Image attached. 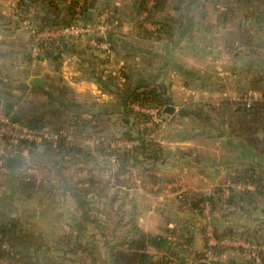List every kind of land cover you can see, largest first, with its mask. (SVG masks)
Segmentation results:
<instances>
[{"label": "crops", "instance_id": "1", "mask_svg": "<svg viewBox=\"0 0 264 264\" xmlns=\"http://www.w3.org/2000/svg\"><path fill=\"white\" fill-rule=\"evenodd\" d=\"M70 1L41 0L28 8L27 19H23L19 0H0V76L4 77L0 97L14 103L13 113L22 110V122L28 117L33 124L50 122L58 127L52 120L62 118L61 125H71L77 130L73 122L88 123L96 116L103 124L102 128L116 130L113 134L122 136L131 127L135 114L129 112L126 105L131 91L137 87H160L176 111L168 115V127L155 132L154 140L163 148V155L156 163L148 165L132 158L126 165H121L114 157L101 154L83 139L82 133H77V144L80 143L75 154H36L56 165L55 159L59 156L66 167L72 165L79 176L82 174L74 176L73 180L82 179L83 183L88 178L84 172L86 168L95 167V178L110 187V203L116 218L111 241L99 249L100 255L107 259L103 263L96 259V264H115L111 253L115 248L123 249L121 240L132 236L136 228L168 241V248H147L155 259L168 255V264H200L197 254L203 251L205 244L204 216L196 204L197 199L214 195L223 178L234 182L250 168L256 167L264 178V150L243 143L232 134L229 126L221 135L214 136L206 131L184 130L197 120L201 122L196 116L200 111L197 108L205 106L216 110L226 102L233 106L246 94L256 99L264 96V12H258L244 24L240 20L234 21L235 9H228L222 0H166V7L155 14L154 21L144 22L145 29L148 22L171 23L167 36L155 39L146 37L145 30L139 25L141 16L148 13L144 11L138 16L140 0H89L88 21L95 20L103 11H111L121 20L119 28L104 36L111 45V54L94 48L89 38L83 37L62 41L55 58L33 59L29 54L31 36L25 20L36 26L44 25L40 16L50 10V4L65 13ZM153 4L148 1L147 8L151 9ZM35 76L41 78L40 86L30 85ZM50 92L56 99L57 108L63 111L62 114L57 111L59 118L52 113L56 110L50 108V104L43 105V97L49 98ZM24 96L36 98L31 99L26 109H23ZM197 97L203 105L196 102ZM181 108L187 113L178 114ZM210 119L216 118L210 116ZM22 155L29 156L28 151H22ZM101 164L105 167L99 168ZM105 172L111 176V179L108 177L110 183L103 177ZM59 182L62 183L59 188H64L66 194L56 201L59 203L54 200L52 204L61 206L60 213L49 215L52 222L48 227L29 229L41 235L48 247L53 244L48 239L52 231L56 239L64 234L78 233L84 229V224L79 221L91 215L85 208L84 198L75 193L73 185L63 183L62 178ZM89 183L85 181L84 185ZM99 183L92 184V189L96 190ZM255 198L264 200V196L258 194ZM25 200H29L34 213L39 212L34 197ZM244 200L248 204L253 202L250 198L239 199ZM23 203L22 200L21 205ZM0 218L7 220L10 216L6 213ZM96 228L99 230L96 237L103 236L102 225L97 223ZM230 228L241 230L246 226L224 225L221 229L217 227L214 233ZM260 229L264 230V226ZM35 260L2 259L1 263L37 264Z\"/></svg>", "mask_w": 264, "mask_h": 264}, {"label": "rangeland", "instance_id": "2", "mask_svg": "<svg viewBox=\"0 0 264 264\" xmlns=\"http://www.w3.org/2000/svg\"><path fill=\"white\" fill-rule=\"evenodd\" d=\"M224 5L229 9V8H234L235 14H234V21H242V23L245 24L246 21H248L251 17H254L257 15L258 12L263 11L264 12V0H247V5L244 4V0H222ZM242 1V2H241ZM233 11V10H232ZM231 12V11H230ZM34 13V12H33ZM63 17V14H62ZM259 19V18H256ZM244 21V22H243ZM162 23H151V25H159V27H156L155 29L151 28H146L147 30L150 29L151 31H158L161 29ZM147 27V26H146ZM30 56H32L33 59H36L32 53H31V48L29 52ZM262 63L264 66V47L262 49ZM1 75V74H0ZM4 77L0 76V84H3ZM2 86V85H1ZM193 95V94H192ZM50 97H43V105H51L50 108L55 109L59 113H63V111L59 110L57 108V104L55 103V98L53 94L50 92ZM24 100L23 103V109H26L28 107L27 105L29 104L31 99H36L34 96H28L22 98ZM200 98L197 97L196 102L201 103L200 105H203ZM41 101V100H40ZM189 101V100H188ZM27 102V104H25ZM188 103V102H187ZM30 105V104H29ZM34 106V105H33ZM165 108V106H164ZM49 109V106L48 108ZM193 109V108H192ZM198 114L196 115L198 118H200V121L198 123V120L195 121L194 125L190 124L188 128L186 127L184 131H189V132H199V131H206L208 133H211L214 135H221L224 129L227 128L229 125L227 124L228 121H230V113L229 111L225 110L224 108L221 109H216L212 110L208 107L202 106V108H197ZM183 111V113H181ZM194 109L192 110V112ZM65 113V112H64ZM184 115L187 113L186 109H178V114ZM163 114L165 118L168 120V115L164 113L163 109ZM200 114V115H199ZM138 114H134V119L132 121V125L129 128L134 137L138 135V130L141 129L140 125L138 124V120L136 121V117ZM210 116H215L216 119L211 120ZM28 120V117H26ZM49 119V118H46ZM210 119V120H207ZM53 125L58 126V127H67L69 129H72L76 134L79 133L78 130H76L73 126L71 125H66V124H60L63 122V119H53L52 120ZM50 124V122H48ZM170 123L167 122V125L165 127H157L158 125H154V127H151L150 130H148L147 134V139L148 140H154L155 137V132H158L160 130L165 129L168 127ZM52 126V125H51ZM116 125H114L112 128H114ZM54 127V126H52ZM103 127V124H102ZM55 128V127H54ZM128 129V130H129ZM102 135L105 137H109L111 139H122V136H116L114 135V131L116 130H105L102 128ZM127 131V130H126ZM154 133V134H153ZM88 135V134H87ZM149 135V138H148ZM80 141L76 142L77 147H79ZM92 145V144H91ZM51 153H49L50 155ZM75 154V153H74ZM25 158L21 160L20 165L13 169V170H8L6 168L1 167L0 169V217L4 214H8L10 216L9 219H16V221L24 228V229H30L32 227H37V228H46L48 227L52 220L49 218L50 214L57 215V213H60V207L61 206H56L52 204V202L55 200L59 201L62 197V195H65V189H60L59 187L62 185L60 184V180L62 178L63 183H68L73 185V187L76 189L75 193L77 195H81L82 198L85 200V208L90 211L91 215H88V218L86 220H81L79 221L81 225L84 224V229H81L78 233H72L70 236V239L72 241V244L70 247H78L76 244H82L85 245L90 254L92 253V257L95 258L100 262L103 263L102 261H105L107 258L104 255H100L99 249L101 247H104L105 244L109 243L111 241V233L113 230V224L115 222V211L111 206L110 200H111V190L109 189L110 187L103 182V184L99 183V180L95 178L94 171H96V168H86L84 172H86L85 176L88 177L85 179V181L90 182L88 186H85L83 183L82 179L79 180H73L74 176H79L77 173V170L72 167V165L66 167L64 165V160L58 156L56 157V161L58 164L52 162L49 163L45 161L40 155L34 154L32 157L24 156ZM102 165V166H101ZM98 167L99 168H104V164H101ZM108 165V164H106ZM149 165V164H148ZM35 167L34 170H32V167ZM110 166V165H109ZM107 167V166H106ZM63 168L64 170H62ZM98 168V169H99ZM110 169V167H107ZM88 169V170H87ZM111 171V170H110ZM108 171V172H110ZM107 172V173H108ZM91 175H90V174ZM82 175V174H81ZM80 175V176H81ZM79 176V177H80ZM92 176V177H91ZM104 178L108 180V183H110L109 179H111L110 175H103ZM109 177V179H108ZM131 180V178H130ZM129 180V182H130ZM75 181V182H73ZM96 182L99 183L96 185L97 189H92V184ZM77 185H76V184ZM238 182H233L231 180H227V178H223L219 186H216L215 190L217 188H224L227 190V188L234 187L233 189L236 191V193H242L247 190H242L238 189L236 184ZM94 186V185H93ZM255 190V189H253ZM249 190V191H253ZM98 192V193H97ZM225 192V191H224ZM228 192H225V194L220 198V200H217L215 203V208L211 206L210 203L206 202L204 205L200 207V212L204 216V249L209 247V239L211 238V235L214 233V230L218 227L219 229L223 228L224 225H229V226H235L237 228H242V226H246L248 229H254V227H258L260 229L261 225L264 226V200H258L257 198L252 199V203H247L246 200L239 201V203L236 205L235 208H230L229 206H226V198L228 197ZM30 197H34L36 201L39 204V212H33L32 205L29 203V200L25 199H30ZM249 199V198H247ZM22 200L24 203L21 205ZM228 200V199H227ZM59 203V202H56ZM16 214V215H15ZM23 216H20V215ZM33 215L37 217H32ZM30 218L32 222L30 221ZM259 219L260 221H257ZM262 219V220H261ZM72 222V221H71ZM260 222V223H259ZM102 225L103 231H105L103 236L100 235H95V233H99L98 227L96 228V224ZM34 224V225H33ZM255 225V226H254ZM258 225V226H256ZM60 227V224L58 225ZM55 225V227H57ZM248 226V227H247ZM244 228V229H246ZM59 230L60 228L57 227ZM243 229H241L242 231ZM72 231V230H71ZM260 231L264 232V230L260 229ZM57 234V230H56ZM56 235L52 231L51 235L48 236V239L50 242H53L52 246L48 245L43 249L41 248L40 251L38 252L37 258H32L35 261H37V264H50L48 261L52 260V264H69L70 262L63 259V254L59 249H56ZM47 239V238H46ZM56 239V240H55ZM242 239V238H241ZM55 240V241H54ZM45 241V240H44ZM46 243V242H45ZM36 253L34 252L32 254L35 255ZM85 255L88 253L84 252ZM99 253V256H98ZM257 253V252H256ZM219 257L217 260H214V262H210V264L213 263H224L226 261H234L235 264H260V260L257 261L254 256V250L251 248H245V247H236V246H226V247H217L215 249V254L214 256ZM71 259H77V263L74 264H79L81 261H86L90 260L87 257L82 258L79 257L78 255L71 256L69 254L68 256ZM97 257V258H96ZM109 259V258H108ZM259 259V258H258ZM0 259V264L1 263ZM4 261H13L14 258L12 259H3ZM66 261V262H63ZM62 262V263H61ZM31 264V263H29ZM94 264H96L94 262ZM106 264V262L104 263Z\"/></svg>", "mask_w": 264, "mask_h": 264}, {"label": "trees", "instance_id": "3", "mask_svg": "<svg viewBox=\"0 0 264 264\" xmlns=\"http://www.w3.org/2000/svg\"><path fill=\"white\" fill-rule=\"evenodd\" d=\"M152 1L153 7L151 9L147 8V2ZM41 0H19L18 6L22 13V18L27 19L25 14L28 12L30 6L40 3ZM56 6V5H55ZM166 7V0H140V6L138 9V16L140 17L144 11H147L146 18L140 20V27L142 30H145V36L155 39H161L169 33L171 30V23H162V27L158 31H150L145 29L144 22L148 20H153L155 14L158 11L164 10ZM91 5L89 0H71L69 7L65 13L54 8V4H50V10L41 14V23L47 26H60L64 24H69L75 21L77 15H79L82 20L88 21V13L90 11ZM111 12V11H109ZM112 13V12H111ZM63 14V17H62ZM37 17L38 15H34ZM26 21V20H25ZM42 26V25H41ZM61 48V43L52 41L48 42L41 49L39 55L40 58H55L59 54ZM245 96V95H244ZM133 103H140L146 105L154 106H166L169 104V98L165 96L163 90L158 86H145L137 87L127 97L126 105L128 111L131 112V105ZM235 107L233 108V106ZM233 106L230 103L226 102L222 108L229 111L230 121L227 122L231 128L232 134L241 139L246 145H250L252 148L258 150H264V96L262 98L254 99L251 106H247L246 102L240 101L236 102ZM8 113H12L18 118V121L24 119L22 110H18L16 113L13 111L6 110ZM55 117H60V114L57 111L52 112ZM100 116V114H99ZM99 117H94L92 121L85 123L81 121L73 122L77 126L79 133H83L86 130L94 132H103L102 124L97 120ZM136 121L138 124L141 120H147V116L137 115ZM134 119V117H133ZM30 126H42L48 123L33 124L28 120L22 122ZM60 128V127H55ZM148 129L147 127L141 128L138 130V145L135 147L126 150V151H117L109 149L106 146H101L98 151L106 156L114 157L121 165H126L130 159L133 158L135 162L141 160L142 162H147L148 164H153L159 161L163 155V148L158 141L148 140L147 139ZM134 135L129 129L122 134L121 138L131 139ZM43 148V149H42ZM18 157L25 158L22 155V151L27 150L29 157H32L34 154L39 152H49L51 154L57 153H74L78 151L76 145H65L60 143L58 149H54L51 144L48 142L44 144L38 143H20L16 147ZM139 159V160H138ZM7 160V159H6ZM6 160H3L2 167L8 168ZM234 182L242 183H251L256 186V189L253 191H245L242 193H236L232 187H228L229 197L227 203L229 207L237 205V201L244 198L254 197L255 194L264 196V178L255 168H250L245 175L237 176ZM225 189L217 188L215 194L208 197H199L196 201V204L200 210V207L206 202H209L212 207L215 206L217 200L223 196ZM250 198V199H251ZM71 234L61 235L56 241V249H59L63 254V259L69 261V264L77 263V259L69 258L71 256L80 254V257L85 258L88 256L89 261H81L79 264H94L95 258L92 257V253L88 251L85 245L76 244L78 247H70L72 241L70 239ZM216 238L221 237H238L242 238L248 242L255 243L256 245H264V232H261L259 228L254 229H243L235 230L233 228L226 229L225 231L215 232ZM123 249H114L111 253L114 257L115 264H168V255H165L163 258L155 259V256L147 251L149 246H154L157 249L168 248V241L160 236H153L148 233H145L139 229H134L132 236H127L121 240ZM46 243L43 237L39 234L31 232L29 229H24L16 219H1L0 218V259H24L31 260L32 258H37L38 252L41 248H45ZM36 253V257L34 254ZM88 253L85 255V253ZM260 264H264V251L260 250L258 252ZM198 259L200 264H207L205 261L204 251L198 253ZM50 264L53 263L52 260L48 261ZM66 262V261H63ZM62 263V262H61ZM65 264V263H62ZM214 264H235L232 261H226L224 263H214Z\"/></svg>", "mask_w": 264, "mask_h": 264}, {"label": "built area", "instance_id": "4", "mask_svg": "<svg viewBox=\"0 0 264 264\" xmlns=\"http://www.w3.org/2000/svg\"><path fill=\"white\" fill-rule=\"evenodd\" d=\"M146 16L147 13H144L141 17L143 19L146 18ZM25 24L30 32V48L35 58L39 57L42 47L48 42L55 41L61 43L62 41L75 40L83 37H88L90 44L94 48L102 50L106 55H110L112 52L111 45L104 36L110 30L119 28L121 26V20L113 13L103 11L99 13L93 21L82 20V18L77 15L74 22L60 26H36L28 23V21H25ZM147 26L151 29L159 27V25H151V22H148ZM254 99L252 95L246 94L238 98L237 101H244L249 107ZM131 108L135 114L139 113V115L147 116V120L144 119L140 121L139 125L141 128L147 127V129L150 130L154 125H158L157 127L159 128L167 125L168 120L163 114L164 106L160 107L133 103ZM13 116L15 115L8 113L5 108L0 107V169L3 165V160L18 156V152L15 149L20 143L44 144L48 142L54 149H58L60 143L74 145L78 140V135L67 127L54 128L50 124L30 126L18 120L14 121ZM82 136L83 139L89 141L95 148L106 146L109 149L117 151L129 150L139 143L137 140L138 135L131 139H111L102 135L101 132L89 131L86 134L82 133ZM3 168L4 167H2V169ZM235 184L238 189H255V186L251 183L238 182ZM225 192L229 194L228 189L225 190ZM228 197L226 198V206H229L227 203ZM226 246L251 248L254 250V256L257 261H259L258 252L260 250L264 251V245H256L255 243L248 242L238 237H221L218 239L215 233H213L209 239V247L204 249L205 261H207V264L219 258L216 255L214 256L217 247Z\"/></svg>", "mask_w": 264, "mask_h": 264}, {"label": "water", "instance_id": "5", "mask_svg": "<svg viewBox=\"0 0 264 264\" xmlns=\"http://www.w3.org/2000/svg\"><path fill=\"white\" fill-rule=\"evenodd\" d=\"M134 7H136V4H134ZM41 82H42L41 78L39 76H35L30 81V85L40 86ZM13 104L14 103L12 101H4L3 98L0 97V107H4L6 110L11 111L13 109ZM175 111H176V108L172 104H167L164 108V113L166 114H173ZM181 113H183V111H181ZM13 120L17 121L18 118L16 116H13ZM20 162H21V158L18 156L11 157L6 160V164L8 167H18Z\"/></svg>", "mask_w": 264, "mask_h": 264}]
</instances>
